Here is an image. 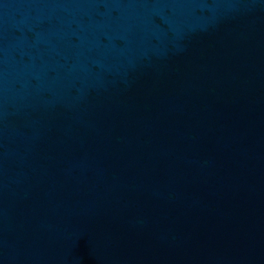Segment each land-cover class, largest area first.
Instances as JSON below:
<instances>
[{"label": "water", "instance_id": "1", "mask_svg": "<svg viewBox=\"0 0 264 264\" xmlns=\"http://www.w3.org/2000/svg\"><path fill=\"white\" fill-rule=\"evenodd\" d=\"M0 264H264V0H0Z\"/></svg>", "mask_w": 264, "mask_h": 264}]
</instances>
